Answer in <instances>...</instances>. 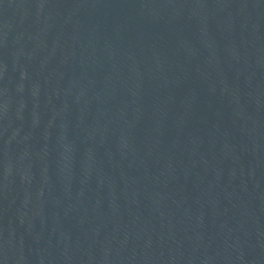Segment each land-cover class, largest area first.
<instances>
[{"label":"water","instance_id":"95a60500","mask_svg":"<svg viewBox=\"0 0 264 264\" xmlns=\"http://www.w3.org/2000/svg\"><path fill=\"white\" fill-rule=\"evenodd\" d=\"M0 264H264V0H0Z\"/></svg>","mask_w":264,"mask_h":264}]
</instances>
